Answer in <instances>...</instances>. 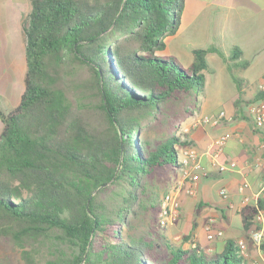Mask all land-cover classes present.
<instances>
[{"label":"trees","instance_id":"1","mask_svg":"<svg viewBox=\"0 0 264 264\" xmlns=\"http://www.w3.org/2000/svg\"><path fill=\"white\" fill-rule=\"evenodd\" d=\"M29 4L23 92L0 110V243L23 264H249L236 240L214 254L181 248L157 223L194 146L180 131L196 114L192 89L219 51L194 48L187 67L160 53L183 0ZM256 211L239 210L248 233Z\"/></svg>","mask_w":264,"mask_h":264},{"label":"crops","instance_id":"2","mask_svg":"<svg viewBox=\"0 0 264 264\" xmlns=\"http://www.w3.org/2000/svg\"><path fill=\"white\" fill-rule=\"evenodd\" d=\"M175 36H178L177 47L180 54L188 58L193 59L194 48L215 47L219 50H209L206 54L209 66L207 70L210 72L217 70L216 66L223 71L231 57L245 69L259 66L253 76L255 86L247 94L243 90L245 99H234L232 96L227 103L224 101L222 107L198 105L199 115H211L224 110L230 118L214 126L199 125L192 128L189 136L202 154L201 162L207 175L196 183L193 195L180 190L179 218L163 231L181 248L197 245L206 253H220L229 242L248 234L239 210L252 203V196L263 177L264 132L255 126L251 116L247 114L245 101L258 94L257 83L264 77V0H183L180 25L175 34L166 36L165 49L168 48V38ZM236 47L240 52L235 50ZM10 66L11 60H8L7 66L3 64L0 69V110L4 112L10 110L5 109L10 99V87L5 83V73ZM25 70L24 58V68L20 74L23 88ZM204 77L203 88L214 87L220 94L225 87L221 73L214 78L204 73ZM237 87L241 89L240 84ZM22 92L20 88L16 99L18 103ZM191 118H186L184 122L187 123ZM1 129L0 120V133ZM221 136H226L225 143L215 154L218 149L215 141ZM231 160L236 162L234 169H218L219 165ZM241 185H244L242 190L239 188ZM221 189H226L225 195L221 194ZM208 224L213 230L221 229L223 235L214 241H208L205 231ZM248 250L250 258H259L258 251L251 242H248Z\"/></svg>","mask_w":264,"mask_h":264},{"label":"rangeland","instance_id":"3","mask_svg":"<svg viewBox=\"0 0 264 264\" xmlns=\"http://www.w3.org/2000/svg\"><path fill=\"white\" fill-rule=\"evenodd\" d=\"M30 8L29 0H0V69H2L3 64L7 66V61L11 60L10 69L5 73V83L10 87V99L9 104L5 106L6 110L13 108L18 103L16 100L18 91L21 88L22 92L23 89V83H20V74L22 68H24L25 58V37L22 24L27 19ZM168 40V48L160 53L164 56L172 55L184 67H187L192 58L180 54L177 47L178 36L169 37ZM216 67L217 70L211 72L205 70L204 73L210 78H214L221 73L225 87L220 91V94L214 87L206 89L193 88L192 93L194 95H192L191 100L196 105L195 113L197 115L199 114L198 105L203 104L211 108L222 107L224 101L227 103L232 96L235 97L234 99H245L248 90L256 84L253 76L259 66L245 69L242 64L235 62L231 57L228 58L226 68H223V71L219 70L218 66ZM237 83L240 84L242 90L237 87ZM243 90L246 91V94ZM247 101H245V104ZM149 134L153 136V131L151 130ZM139 228L137 230H140ZM0 264H23L20 249L0 243Z\"/></svg>","mask_w":264,"mask_h":264},{"label":"built area","instance_id":"4","mask_svg":"<svg viewBox=\"0 0 264 264\" xmlns=\"http://www.w3.org/2000/svg\"><path fill=\"white\" fill-rule=\"evenodd\" d=\"M257 91L262 93V96L257 99H251L245 104V110L249 116H251L255 126L264 132V77L257 83ZM187 123L183 122L180 131L182 133L190 132L193 127L199 125H217L224 119L230 118L226 116L224 110H220L215 114L211 115H197L194 114ZM226 136H221L215 141L218 149L215 154L225 143ZM201 152L195 146H188L184 148L180 153L181 169L179 171L178 180L170 187V189L163 195L160 202V208L157 213V223L162 228H167L173 225L179 218L180 215V200L178 193L183 189L185 194L193 195L196 191V183L201 177L207 175V170L201 162ZM262 165L264 168V157L262 159ZM236 167V162L231 160L228 163L221 164L218 166L219 170H231ZM244 185L239 188L242 190ZM221 194L225 195L226 189H221ZM253 204L257 211L254 214V221L257 227L250 230L248 237H240L236 239V246L238 253L249 263V264H264V251L261 250V244L264 241V207L259 208V201H264V171L261 179L259 188L253 194ZM246 200V199H245ZM248 201V200H247ZM245 201V202H247ZM206 239L208 241H214L216 238L223 235V231L219 228L213 230L208 224L205 226ZM248 242L257 249L259 258L254 260L250 258L248 250ZM209 251V248H206Z\"/></svg>","mask_w":264,"mask_h":264}]
</instances>
